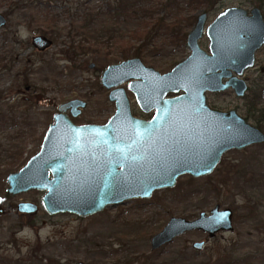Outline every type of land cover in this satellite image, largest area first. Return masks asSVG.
Listing matches in <instances>:
<instances>
[{
  "label": "rangeland",
  "instance_id": "374dc122",
  "mask_svg": "<svg viewBox=\"0 0 264 264\" xmlns=\"http://www.w3.org/2000/svg\"><path fill=\"white\" fill-rule=\"evenodd\" d=\"M120 4L121 0H0V13L7 17L0 29V264L79 260L86 264H223V260L264 264V143L226 151L206 176L183 174L173 187L155 190L148 199L108 205L86 217L48 214L41 204L44 192L39 190L6 192L7 175L39 150L58 104L84 100L85 108L72 118L78 124L102 123L113 114L110 89L100 83L108 65L138 57L164 73L189 55L185 39L193 28V16L206 11L209 21L230 6H258L257 0H136L120 10ZM153 18L175 23L174 29L155 24L151 42L148 34H143V40L133 38L131 33L144 22L154 23ZM36 34L47 37L51 45L36 50L31 43ZM198 43L208 52L206 36ZM258 60L249 72L254 89L259 83L264 86V77L257 71L264 67V49ZM128 82L119 86L127 93L132 113L144 116ZM248 99L236 97L231 90L206 92L214 109H235L258 125L252 115L248 117ZM258 106L264 107V95ZM259 128L264 132V122ZM21 201L35 203L38 210L19 212ZM216 205L233 211L232 231L208 238L194 230L151 248V237L172 216L193 219ZM198 241H204L201 250L192 246Z\"/></svg>",
  "mask_w": 264,
  "mask_h": 264
},
{
  "label": "water",
  "instance_id": "95a60500",
  "mask_svg": "<svg viewBox=\"0 0 264 264\" xmlns=\"http://www.w3.org/2000/svg\"><path fill=\"white\" fill-rule=\"evenodd\" d=\"M251 14L238 6L219 13L207 28L210 54L198 45L205 19L201 14L187 35L189 55L164 74L145 66L139 58L108 65L100 82L106 89L113 88L109 98L115 100L116 110L107 123L76 124L71 117H76L86 102L75 98L60 103L39 150L7 175L6 192L39 190L44 192L41 204L48 214L86 217L108 205L148 199L157 189L173 187L183 174L206 176L224 152L263 143L264 133L259 128L235 110L211 109L205 97L206 91L229 87L237 96L243 95L245 81L224 71L229 68L241 74L253 65L254 51L264 43L260 10L253 8ZM6 23V16L0 13V29ZM31 42L37 50L51 45L43 35H34ZM218 69L222 72L216 73ZM222 77L228 79L222 83ZM131 78L129 88L140 109L147 113L155 108L149 120L132 115L124 90L118 87ZM179 91L182 94L164 98L168 92ZM81 129L87 131H75ZM17 210L32 214L38 206L21 201ZM231 227L230 209L218 206L193 219L172 216L151 237V248H159L186 231L201 230L213 236ZM202 246L203 242L193 244L195 249Z\"/></svg>",
  "mask_w": 264,
  "mask_h": 264
},
{
  "label": "flooded vegetation",
  "instance_id": "af4514ba",
  "mask_svg": "<svg viewBox=\"0 0 264 264\" xmlns=\"http://www.w3.org/2000/svg\"><path fill=\"white\" fill-rule=\"evenodd\" d=\"M194 1H196V2H198V3H209V2H211V0H194ZM257 3H258V6H252V7H250V8H244V7H241V6H238V7H241V8H243V9H245L246 10V13H247V15H252L251 14V10L253 9V8H258L259 10H260V13H261V16H262V19H263V22H264V1H262V0H257ZM230 7H232V6H230ZM135 9H137V8H135ZM226 9V8H225ZM140 11L142 10L143 11V9L141 8V9H139ZM224 10V9H223ZM223 10H221L219 13H221ZM147 13V12H146ZM219 13H217L216 14V16L214 17V18H212V19H210L209 21H208V12H206V11H201V12H199L198 14H197V16L195 17V16H193V19H192V23H193V21H194V25H193V27L196 25V23H197V21H198V18H199V16L201 15V14H205V19H204V23H203V32H202V35H201V37L202 36H206L207 38H208V36H207V28H208V26L216 19V17L218 16V14ZM7 18V17H6ZM190 20H191V18H189ZM188 19V20H189ZM208 21V22H207ZM193 29V28H192ZM191 29V30H192ZM190 30V31H191ZM189 31V32H190ZM188 32V33H189ZM188 33L186 34V39H185V42H186V45H187V35H188ZM36 35H40V34H36ZM183 35V34H182ZM33 37V36H32ZM201 37L198 39V42H199V40L201 39ZM47 38V37H46ZM32 39V38H31ZM151 40V39H150ZM183 40V39H182ZM208 40H209V38H208ZM147 41H149V40H147ZM180 41H181V38H180ZM150 42V41H149ZM32 43V42H31ZM198 45H199V43H198ZM32 46H33V44H32ZM200 46V45H199ZM34 47V46H33ZM208 47H209V43H208ZM35 48V47H34ZM36 49V48H35ZM47 49V48H46ZM264 49V43L259 47V48H257L255 51H254V55H253V57H254V60H253V65H251V66H249V67H247V68H245L243 71H242V73L241 74H238V73H236L234 70H232V69H229V68H227V69H225V71L224 72H228V73H230L231 74V76H236V77H238V78H240V79H243L244 81H245V84H246V89H245V91H244V93H243V95L242 96H237L236 95V93H235V91L231 88V87H229V88H227V89H225V90H223V91H216V92H212V93H224V92H226V91H229V90H231L233 93H234V95L236 96V97H239V98H249L248 99V107H247V110H248V117H250V115H252L255 119H256V122H257V124L260 126V123H262V122H264V107H259L258 106V103L260 102V98L264 95V86H260V83L259 84H257V86L255 87V89L252 87V88H250V76H249V72L250 71H252V70H254V69H256V66H257V64H258V56H259V54L261 53V51ZM37 50V49H36ZM45 50V49H44ZM38 51H43V50H38ZM205 51V50H204ZM205 52H207V51H205ZM207 53H209L210 54V51H209V48H208V52ZM132 58H138V57H132ZM132 58H128V59H132ZM125 60H127V59H125ZM124 61V60H123ZM122 62V61H121ZM180 62V61H179ZM179 62H177V63H179ZM120 63V62H119ZM176 63V64H177ZM118 64V63H117ZM175 64V65H176ZM174 65V66H175ZM146 66V65H145ZM173 66V67H174ZM92 67V66H91ZM148 67V66H147ZM173 67H171V69L170 70H172V68ZM152 68V67H151ZM154 69V68H153ZM170 70H168V71H166V72H169ZM157 71V70H156ZM258 71V73H259V77H264V67H261L259 70H257ZM103 72V71H102ZM159 72V71H158ZM166 72H164V73H166ZM222 72V70L221 69H218L217 71H216V73H221ZM160 73V72H159ZM164 73H160V74H164ZM102 74V73H101ZM101 78V77H100ZM222 79V83H224L228 78L227 77H222L221 78ZM133 79L131 78V79H129V80H127V81H129L128 82V89L133 93V91L129 88V84H130V82L132 81ZM101 83V82H100ZM119 88H122V87H120V86H118ZM112 89L113 88H111L110 89V91H109V93H108V98H109V94H110V92L112 91ZM256 89H257V93L255 94L256 96H258V99H257V107H255V108H253V104L254 103H252V96H253V94L256 92ZM123 90H124V93H125V96L127 97V99H128V101H129V98H128V96H127V93H126V91H125V89L123 88ZM249 90H250V94H248V92H249ZM206 92H208V91H206ZM206 92H205V97H206ZM210 92V91H209ZM179 94H182V91H179V92H177V93H172V92H168L165 96H164V98H168V97H173V96H177V95H179ZM133 95H134V98H135V101H136V103H137V105L139 106V104H138V102H137V100H136V97H135V94L133 93ZM249 95V96H248ZM109 100L110 101H113L114 102V105H115V110H116V103H115V100H111L110 98H109ZM206 103H207V100H206ZM59 105V104H58ZM57 105V106H58ZM207 105L211 108V109H213V110H216V111H221V112H228V111H230V110H235V109H228V110H217V109H214L213 107H211L208 103H207ZM129 106H130V102H129ZM85 108V107H84ZM140 108V107H139ZM115 110H114V112H115ZM81 111H82V109H81ZM81 111H80V113H81ZM130 111H131V109H130ZM236 111V110H235ZM56 112H57V108H56ZM55 112V113H56ZM114 112H113V114H114ZM141 112L144 114V116H137V115H135V114H133L132 113V111H131V113H132V115L133 116H135V117H138V118H143V119H146V120H149L153 115H154V113H155V108H153L151 111H149V112H147V113H145V112H143L142 110H141ZM80 113L77 115V116H79L80 115ZM236 113L239 115V116H241L237 111H236ZM254 113L255 114H258L257 116H255L254 115ZM67 114L69 115V116H71L70 115V113H69V111H67ZM112 114V115H113ZM112 115H110V117L112 116ZM146 115V116H145ZM54 116V115H53ZM76 116V117H77ZM109 117V118H110ZM243 119H245V121L247 122V123H249V124H251L246 118H244L243 116H241ZM72 118H75V117H71V119ZM109 118L106 120V121H104V122H102V123H92V122H89V123H79V124H98V125H103V124H105V123H107V121L109 120ZM73 120V119H72ZM74 122V121H73ZM75 123V122H74ZM76 124H78V123H76ZM251 125H253V124H251ZM258 125H253V126H255V127H257V128H259V126ZM49 126V125H48ZM260 129V128H259ZM261 130V129H260ZM262 131V130H261ZM263 132V131H262ZM264 133V132H263ZM45 135V134H44ZM44 137V136H43ZM264 143V142H263ZM255 144H259V143H255ZM252 145V144H251ZM247 147V146H246ZM245 148V147H244ZM225 153V152H224ZM223 153V154H224ZM223 154L221 155V158H220V160H219V162H218V164L220 163V161H221V159H222V156H223ZM217 164V165H218ZM217 165L215 166V168L217 167ZM214 168V169H215ZM213 169V170H214ZM163 189V188H162ZM157 190H159V189H157ZM129 200H132V199H129ZM126 201H128V200H126ZM125 202V201H124ZM123 203V202H122ZM119 204H121V203H119ZM216 206H218V205H216ZM219 207V206H218ZM226 208H228V207H226ZM219 209H223V208H219ZM228 209H230V208H228ZM230 211H231V229H228V230H218V231H216L215 233H214V235L213 236H208V238H214L216 235H217V233L218 232H227V231H232L233 230V221H234V214H233V211L230 209ZM207 214V213H206ZM196 218V217H195ZM190 231H194V230H190ZM190 231H186V232H190ZM199 231H201V230H199ZM203 232V231H202ZM185 233V232H184ZM205 233V232H204ZM207 234V233H206ZM263 241H264V239H263ZM198 242H203V246H204V241H198ZM193 246V245H192ZM203 246H202V248H203ZM194 248V247H193ZM201 248V249H202ZM157 249V248H156ZM195 249V248H194ZM201 249H195V250H201ZM226 263V264H228L229 263V261H227V260H223V263Z\"/></svg>",
  "mask_w": 264,
  "mask_h": 264
},
{
  "label": "trees",
  "instance_id": "16d2710c",
  "mask_svg": "<svg viewBox=\"0 0 264 264\" xmlns=\"http://www.w3.org/2000/svg\"><path fill=\"white\" fill-rule=\"evenodd\" d=\"M262 1H264V0H262ZM135 3H136V0H121V4H120V6L118 8L120 10H126L127 8H129L128 6L134 5ZM139 9H141V8H139ZM139 9H136V10H139ZM136 10H134V11H136ZM153 20H154V23H152V22H144V24L142 26H140L136 30H134V32L131 33L133 38L135 36L136 38L141 39L143 37V34H148V36H149L148 40L151 42V40H150V29H152L155 24H160L161 23L163 26L166 25L165 27L168 28V29H171V28H173L175 26V23H172L171 25L165 24L161 18H159V19L153 18ZM183 37H184V34L182 35L181 40L183 39ZM141 40H143V39H141ZM146 45L147 44L145 42V44H141V47H144ZM256 93H257V89H256V92L252 96V103H254L253 104L254 105L253 108L257 107L258 96L255 95ZM213 186H214L213 188L215 190H217V187L215 185H213ZM223 264H226V263L224 262Z\"/></svg>",
  "mask_w": 264,
  "mask_h": 264
},
{
  "label": "snow or ice",
  "instance_id": "6c2138e0",
  "mask_svg": "<svg viewBox=\"0 0 264 264\" xmlns=\"http://www.w3.org/2000/svg\"><path fill=\"white\" fill-rule=\"evenodd\" d=\"M75 131H77V132H82V131H87V130L81 129V130H75ZM94 131L100 132V131H102V130H100V129H96V130H94Z\"/></svg>",
  "mask_w": 264,
  "mask_h": 264
}]
</instances>
